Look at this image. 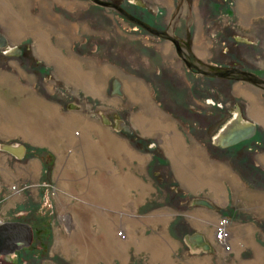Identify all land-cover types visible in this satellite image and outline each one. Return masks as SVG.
<instances>
[{
    "label": "rangeland",
    "instance_id": "rangeland-1",
    "mask_svg": "<svg viewBox=\"0 0 264 264\" xmlns=\"http://www.w3.org/2000/svg\"><path fill=\"white\" fill-rule=\"evenodd\" d=\"M29 1L28 11L25 8L21 11L26 18L39 20L32 22V27L52 23L55 29H61L64 32L63 45L58 48L65 49V55L80 59L73 52H89L95 56L80 60L84 69L96 73L94 78L102 87L93 95L83 89L75 90L73 85L67 84L71 82L60 75L56 64L40 55L37 41L31 34L13 38L0 18V32L8 39V47L26 49L23 61L22 56L17 60L19 69L26 67L30 71L31 68L40 75H37L38 82L32 81L29 85L36 99L42 96L53 99L60 93V98L65 100L60 110L39 111L37 106L34 111L0 112V142L10 147L16 144L25 147L21 153L15 151L17 155L23 153L20 158L10 153L12 151L0 150V213H4V221L25 219L34 229L28 245L6 255L0 254V264H162L151 261L148 252L138 249L135 244L127 246L128 257L125 258L120 253L105 250L110 236L102 226L106 225L112 234L117 229L119 236L124 238L126 228L122 221H129L131 217L137 220L135 229L139 234L150 235L164 230L174 240L173 261L166 264H195L188 259L197 257L205 258V264H264V87L251 81L240 80L232 84L228 77L190 73L188 66L172 55L171 43L165 45L153 32L127 20L122 12L96 4L95 0ZM104 1L117 3L123 8H135L137 13L141 9L128 0ZM138 1L146 7L148 21L157 19L168 33L186 39L188 58L204 69L217 66L219 62L235 63L264 78L263 0ZM243 1L248 4L246 10L241 7ZM55 39L51 37L53 43ZM194 50L200 54L193 53ZM129 51L137 57L130 55ZM3 68L6 67L0 69ZM102 68H111L113 73L109 70L103 73ZM7 69H11L8 64ZM41 77L44 82L49 78L51 84L42 85ZM114 78L121 82L134 79L144 83L154 109L165 117V121L161 119L162 123L174 125L188 152L204 160L207 165L206 185L185 184L176 172L161 131L145 132L141 129L137 113L144 108L124 86L122 95L112 92ZM250 93L254 94L255 100L249 98ZM69 98L74 103L68 104L65 110ZM15 102L16 98L13 104ZM236 105L241 107L243 116L233 122H230L231 118L225 120L220 137L235 138L251 123L255 124V133L222 147L210 138L211 133L204 129V125L209 129L213 118L229 116L230 111L225 113V109ZM218 106H223L222 113ZM112 109H129L134 132L127 133L130 131L124 132L117 127L118 118L124 120L120 114L118 118H110L111 122L103 118L105 110ZM199 109L213 110L214 115L203 113L199 116L194 112ZM74 131L78 136L76 139L71 135ZM66 137L71 140L66 141ZM85 144L92 147L86 149ZM120 144L126 151L130 149L138 153L141 160L135 156L131 159L117 147ZM85 153L93 161L96 158L106 165H85L82 160L87 156ZM60 155L65 159L57 167ZM68 157L82 163L77 166L82 169L80 174L76 168L65 169L66 159L70 161ZM45 163L50 166V180L42 186L38 180H47ZM128 174H133L145 188H128L135 203L125 208L118 196L126 186ZM203 198L211 206L200 203L199 199ZM100 208L107 213L104 223L100 220ZM159 210L170 213L165 221L154 226L147 221V216ZM199 212H204L203 216L199 217ZM24 214L27 217H21ZM218 224L227 226L224 231L227 242L220 239V235L215 237L217 228L221 232ZM194 233L201 234L209 247L203 248L195 239L194 243H188L186 236ZM78 245L83 256L88 252L93 256L78 258Z\"/></svg>",
    "mask_w": 264,
    "mask_h": 264
},
{
    "label": "bare ground",
    "instance_id": "bare-ground-1",
    "mask_svg": "<svg viewBox=\"0 0 264 264\" xmlns=\"http://www.w3.org/2000/svg\"><path fill=\"white\" fill-rule=\"evenodd\" d=\"M11 1L13 3L20 4L21 8H25L26 11H28V7L30 6V1L29 0H0V18L7 25L8 32L10 33V35L13 38H16V37L19 38L22 35V33H23V29L25 28L28 32H30L32 35H34L35 39L37 40V43H38L37 51L40 53L41 56L46 58L48 61L54 62L57 65V67L60 69V72L62 74H64L70 81H72V83H74V84H76V85H78L80 87L83 86L84 88H87L88 91L98 92L100 87H102V84L99 86V84H97V81L95 80L94 76L92 74H90V73H87V72H82L81 74L78 73L82 69L80 67V65L77 64L78 60L75 57H70V56L63 55L64 53H63V51L60 48H58V47L54 46L53 44H51V42H50L51 33L55 34L56 38H57V41L62 43L63 42L62 39L64 38V32L61 29H59V28L55 29L52 26L53 25L52 23L40 24V26H38V27L35 26V28H29L27 25L23 26L24 24L21 26V21L23 20L24 17L20 13L16 12V9L13 7ZM95 2L98 3V4L107 5V2H105V1H102V2H105V3H99V0H95ZM247 2L249 3V1H247ZM241 4H242V6H241L242 10H246L247 9V5H248V4H246V1H243ZM30 21L34 22V23L39 22V20L36 17H32ZM28 24L31 25L29 22H28ZM0 42H1V39H0ZM0 45L2 47L6 46L7 45V40H6V43L4 45H2V44H0ZM18 51H19V49H18ZM196 52H197L198 55L200 54L199 51H196ZM202 53H203V51H202ZM106 70H109V71H111L113 73V70L111 68H107V69L105 68V70L102 68L103 73H107ZM216 75L220 76V77H222V76L224 77L226 75V73L218 72V73H216ZM114 79H117V78H114ZM114 79L112 81L113 82L112 86L114 84ZM117 80H118L119 84L121 83V85H119L120 92H116L114 86H113V91L112 92L115 91L116 93H120L122 95L121 88L124 86V88L132 94L134 99L136 101H138V103H141L140 107L144 108V109H141L140 112L137 113L138 114L137 115V122L140 124L141 129H143L145 132L151 131L153 129H157V130L161 131L163 143L166 146V148L168 149L167 150L168 153H170L172 155L171 157L173 159V163H174L173 165H175V168L177 170L176 172H178V174L180 175L182 180L185 182V184L188 185V186H192L193 184H195L197 186L206 185L207 182H208L207 181V177H206V173H207V167L206 166L207 165H205L204 160L202 159V157L194 156L190 152H188V150L186 149V146L184 147L183 139L180 137L179 133L176 131L174 125H172L171 123H170L171 125L166 124V123L165 124L162 123L161 119L164 116L162 117L161 114L159 115L158 112L156 111V109H154L155 105L151 104L152 101L149 99L150 96L148 95V91H147L148 89L145 87L144 83H142V82H140L138 80H134V79H129V80L125 79V82H121V81H119V79H117ZM249 81L253 82L252 80H249ZM248 96H249L250 99L255 100V96H254L253 93L248 94ZM164 118H163V120H164ZM72 136H73L72 138H75V139L78 137L77 134L76 135L73 134ZM118 142H120V141H118ZM120 145L117 146V147L119 149H121L122 151H125L127 155L131 156V159H132V157L135 156L136 158L141 160V156L138 153H136V152H134V151H132L130 149H127V151H126V149H124V146L123 145L120 146ZM89 146L90 145H85L83 147L86 148V147H89ZM90 147H92V146H90ZM199 147L200 146H198L197 148H199ZM3 149L6 150L4 147H3ZM86 149H88V148H86ZM115 150H116V148H115ZM115 150H114V153H115ZM101 154H102V152H101ZM86 155L87 156H83L82 155L83 156L82 160H84L83 162H85V165H87L88 163H92V164L94 163V165L96 164L97 166H101V165L104 166L105 163H103V162H101L99 160H96V158H95V161H93L92 159H90L89 154H86ZM117 155H118V153H117ZM20 157L21 156H18V158H20ZM68 159L70 161H68L66 159L65 166H67V167H65V169H67V168H76L77 172L80 174V172H81L80 170H82V169L79 170L77 168V166L78 165L81 166L82 163L81 164L77 163V160H73L72 158H69V157H68ZM93 159H94V156H93ZM100 160H102V159H100ZM191 161H193L194 163H191ZM63 162H64V159H63V156H61L59 158V161H58L59 166L61 165V163L63 164ZM109 163H110V161H109ZM216 165H218V164L216 163ZM94 168H95V166H94ZM225 170H224V173H225ZM113 171H114V169H113ZM218 173H219V171H218ZM111 174H113V173H111ZM213 174H214V172H213ZM220 174H221V172H220ZM221 176L222 175H220V177ZM230 178L228 180H230ZM88 182H89V180H88ZM217 183H219V182H217ZM98 184H99V182H98ZM214 184H216V183H214ZM132 186H135V188H137V189H138V187L145 188V185L141 181H139L138 179H135L133 174L132 175L128 174L127 181H126V186H125V188L122 187V189L120 191L121 195L118 196V199H119L120 203H124L125 208L129 207L132 203H135L134 200L130 197V195H132V194L129 195V193H128L129 190L127 191V189L131 188ZM119 187H121V186H119ZM101 188H103V187H101ZM140 191H141V189H140ZM143 191H145V190H143ZM101 192H103V190L100 191V193ZM115 196H117V195H115ZM106 204H107V201H106ZM114 204L116 206L117 202L115 201ZM100 212L102 214V217H100V220H101L102 223H104L105 222V218L107 217L106 216L107 213L102 211L101 208H100ZM168 213H170V212L167 211V210L155 211V212H153V213H151L150 215L147 216V221L149 223L153 224L154 226H156V223H158L160 221L162 222L163 220L165 221L166 217L168 216ZM203 214H204V212H199L198 216L199 217L201 215L203 216ZM124 219H126V218L124 217ZM97 221H98V219H97ZM122 222H123V225L126 228L125 238H123L122 236H119V232L117 231V229H116V233L112 234V232L109 231V228L106 225L103 224L104 226H102V227L105 228V231L107 232V234H109L108 236H110V238L106 240V243H107L106 244L107 245L106 248L107 249H105V250L108 253H110V251H113L114 253H117V254L120 253L122 258H125L126 256L128 257V255L126 254L127 253V251H126L127 246L129 244H135L138 249L146 250L148 252V254H149L150 260L153 261V262H161L162 264H166V263H168L170 261H173V258L171 257V252H172V248L175 246L176 243L174 244V240H172V238H170V236H168L166 231H164V230L162 232L161 231H156L155 233H152L150 235H144L143 233L139 234L140 232H137V230L135 229L136 225H137V220H135V218L131 217V220L122 221ZM130 222H132V223H130ZM120 224H121V222H120ZM128 226H129L130 230L128 229ZM217 226L220 227V230H221L220 239L225 240L227 242L228 237H225V232H224V231H226V227L227 226L225 224H221V225L218 224ZM217 226L215 225V227H217ZM217 232H218V228L215 231V237L216 238H218ZM244 233H246V232H244ZM251 234H252V232H251ZM244 238H245V236H244ZM110 240H112V242ZM78 247L80 248L79 253H77V257L78 258L79 257L80 258H87V255L90 256V257L93 256V254H91L88 251L87 252L89 254L87 253L86 256H83L84 253H83L81 247L79 245H78ZM19 248H21V247H19ZM224 248H225V251H226V247H224ZM84 250H86V249L84 248ZM113 255H115V254H113ZM188 260H189V262H195V264H205V258H203V257H197L194 260L192 258H189Z\"/></svg>",
    "mask_w": 264,
    "mask_h": 264
},
{
    "label": "flooded vegetation",
    "instance_id": "flooded-vegetation-1",
    "mask_svg": "<svg viewBox=\"0 0 264 264\" xmlns=\"http://www.w3.org/2000/svg\"><path fill=\"white\" fill-rule=\"evenodd\" d=\"M101 1H104V0H101ZM128 1L130 3H134V5L139 6L141 8V9L138 10V13H137V10H135V8L134 9H128V8H125V7L123 8L122 6H120L117 3H107V5H105V6H109V7L115 8L116 10L122 12V14L127 17V20L134 22V24L139 25V27H142V28H144V29H146V30H148L150 32H153L154 34H156V36L159 38V40L162 41V43H165V45L169 46L168 43H171L173 48H174V54L172 53V55H174L176 58L182 60L188 66V69L191 71L190 73H192V74L196 73V74H201V75L204 74V75H208V76L216 75V73H218V72L226 73V75L224 77H228V78L232 79V84H234V83H236V82H238L240 80L241 81L242 80L249 81L250 79L257 80V78L259 77L256 73H254L252 71L243 70L242 68L236 66L235 63L224 64L222 62H219L217 64V66H214V65L210 64V62H208V64L212 65L213 67H208L207 69H204L202 65H198L193 60H190L188 58V51H187L188 50V48H187L188 42L186 41V39L184 40L182 38H179L178 36L175 35V33H172V34L168 33L169 32L168 29L166 27H163V26L159 25V23L157 22V19L154 22L148 21L147 20V16H148L149 13L146 12V7L140 1H138V0H128ZM96 4H98V3H96ZM142 8H144V9H142ZM0 34H2V33L0 32ZM2 35L6 38V36L4 34H2ZM52 36L55 37L54 34H51L50 40H51ZM235 37L237 38V36H235ZM6 40H7V45L6 46L2 47L0 45V57H1V59H0V67L4 66V65L7 66V64L9 65L10 63L12 64V62L17 63V60L20 58V56H22V61H23V58L26 56V54H23V53H26V52H24L26 50L25 48H23L21 46L8 47V45H9L8 39L6 38ZM51 41L53 43V40H51ZM55 41H56V39H55ZM95 44H98V42L95 43ZM18 49H19V51H18ZM60 49L63 51V53L67 54L65 49H62V48H60ZM195 50H194L193 53H196ZM73 53L76 54L75 56L79 57L80 59H82L83 57L84 58H91L93 56L89 52H82L81 54L80 53H75V52H73ZM129 53H130V55H136V57H137V54H132L131 51H129ZM27 56H29V55H27ZM67 56H69V55H67ZM94 57L95 56H93L92 58H94ZM80 59H78L80 61L79 64H82ZM162 60H163V58H162ZM8 61H10V62L8 63ZM163 62H164V60H163ZM237 63H239V62H237ZM33 64H35V63H33ZM163 65H165V64L163 63ZM166 65L168 66V68L171 67V65H168V64H166ZM204 66H206V65H204ZM176 69L178 70V68H176ZM37 72L38 71H36L35 73L38 74ZM85 72L88 73L87 70ZM260 78H262V77H260ZM262 79H264V78H262ZM112 83H111V90L113 91ZM253 83L258 85L259 87H264V83H261V82H258V81H255V82L253 81ZM120 85H121V83H120ZM63 88H68V87H66V85H63ZM262 90L264 91L263 88H262ZM218 107H219V109H218L219 112L222 113L223 109H221V107H223V106H218ZM192 108H194V107H192ZM111 111L105 110V115L106 116L105 117L103 116V118H107V119L110 120V118H117V115L120 114L124 118V121L129 125L130 132H127L122 127H121V129L124 132H127V133L134 132V126L129 121V118H130L129 117V113H130L129 109H126L124 111H121L119 109H112ZM229 111H230V115L229 116H225L224 115L222 118H215V120L213 118L212 122H209V123H211L210 126H209V129H207L206 125H204V129L211 133L210 134V138L212 140H214L215 138L218 137L217 135L220 133V129H221L222 125L224 124L225 120H228V119H230L232 117H235L237 113H240L243 116L242 109H241L240 106L236 105V106H234L233 108H231L229 110L225 109V113H228ZM194 112H198L199 116H201L203 113H206V114H210L211 113L210 115H214L213 110H209L208 112H206V111H202V109H199L198 111L194 110ZM110 122H111V120H110ZM115 125H116V122H115ZM117 125H118V123H117ZM2 144H3V142H0V146H2ZM220 146H222V145H220ZM237 151L239 152V151H241V149H238ZM8 152H10V151L8 150ZM10 153L15 154L14 152H10ZM14 156L16 158H18L17 154H15ZM22 156H23V154L21 155V157ZM45 165L47 166V172H46V175H45V176H47L46 177L47 180H43L42 182H40L42 184V186L48 180H50L49 179L50 178V166H49L48 163H45ZM10 188H11V186H10ZM214 207L216 208V206H214ZM24 216H26V215L24 214L21 217H24ZM225 219H224L223 222L226 221ZM20 220H21V218H20ZM24 221H26V220L24 219ZM33 231H34V229H33ZM22 247L23 246H21V248ZM224 247H226V246H224Z\"/></svg>",
    "mask_w": 264,
    "mask_h": 264
},
{
    "label": "crops",
    "instance_id": "crops-1",
    "mask_svg": "<svg viewBox=\"0 0 264 264\" xmlns=\"http://www.w3.org/2000/svg\"><path fill=\"white\" fill-rule=\"evenodd\" d=\"M12 5H13V7L15 9H16L15 6H17L19 8V10L16 9V12L20 13L24 17L23 20L21 21V26L24 24L23 26H26L27 25L29 28H35V26L32 27V24L33 23L30 21L31 19L26 18L27 16L24 15L23 10L21 11L22 8H21L20 4L13 3L12 2ZM28 22L31 25H29ZM26 33L31 34L30 32H28L24 28L22 35L23 34H26ZM32 37H33L34 40H36L35 37H34V35H32ZM55 37H56V35H55ZM28 40L32 41L30 38H28ZM50 42H51V44H53L56 47H59L58 45H63V42L60 43V42L57 41V39H56L55 43H52L51 40H50ZM63 55H65V53ZM65 56H67V55H65ZM69 56L70 57H74L72 55H69ZM87 59H91V58H87ZM9 62L10 61H8V63ZM79 63H80V61L78 60L77 64L80 65V67L83 68V69H81L78 73L81 74L82 72H85L87 70L88 73L93 74V76L95 77L96 73L93 70L84 69V63H82V61H81L82 64H79ZM10 66H11V69L10 70L7 69V66H2V67H6V68L0 69V112H8V111H34L35 110V107H37V106L39 107V111H49L51 108H54L53 110H60V108H62V106L64 105L63 102L65 100H62L60 98V93L59 92H58L59 94L54 95L53 99H46L44 96H42L41 99L40 98L36 99L37 97L33 93L34 90L30 89L29 85H30V83L32 81L33 82H38V78H37V75L38 74H36L34 71H31V69H30V71H28L26 69V67L25 68L24 67L23 68L21 67L22 69H19L20 66L17 63H15V62H12V64L10 63L8 65V68H10ZM90 67H92V66H90ZM60 75H62V77L64 78V80H66L68 82H71V83H67V84L68 85H70V84L73 85L75 87L74 89L77 90V91L83 89V90H86L87 92H89L92 95L94 93L95 94L98 93V92L88 91L87 88H84L83 86L80 87V86L72 83V81H70L61 72H60ZM39 76L40 75H38V77ZM41 79H42V82H41L42 85L44 84L47 87V85H50L51 84L50 82H48V79L49 78L46 79L47 82L46 81L45 82L43 81V77H41ZM64 80L62 79V81H64ZM95 80L97 81V79H95ZM97 84H98V81H97ZM61 89L62 88L60 87V90ZM15 98H16V102H15L16 106H15V104H13V100ZM71 103H74V101L71 102L70 99H69L68 102L66 103L64 109L67 110L66 109V106H68V104H71ZM151 104H153V103H151ZM257 104L258 105H262V104H259V103H257ZM72 109H75V107H72ZM73 134L76 135V132L75 131L72 132L71 135H73ZM68 138L66 137L65 139H68ZM69 139L71 140V138H69ZM69 139L66 140V141H70ZM85 145H83V146H85ZM0 150L4 151L3 146H0ZM61 156H63V159H65L64 158V155H60V157ZM69 158H72L73 160H76L74 157H69ZM58 166H59V163H58L57 167ZM38 183L41 185V183L39 182V180H38Z\"/></svg>",
    "mask_w": 264,
    "mask_h": 264
},
{
    "label": "water",
    "instance_id": "water-1",
    "mask_svg": "<svg viewBox=\"0 0 264 264\" xmlns=\"http://www.w3.org/2000/svg\"><path fill=\"white\" fill-rule=\"evenodd\" d=\"M99 3H105V2H102L99 0ZM0 39H1L0 44L4 45L6 43V39L4 36H2V34H0ZM252 81L254 82L258 81V82L264 83V79L260 77H258L257 80H252ZM119 85L120 84L118 80L114 79L113 86L116 92H120ZM236 118H242V115L240 113H237L235 117L231 118L230 122L236 121L237 120ZM118 119H119V124L117 127L118 128L122 127L124 130L130 131L129 125L123 119L121 118H118ZM227 126H224V127L227 128ZM254 133H255V124L251 123L243 130L242 134H239V136H236L235 138L223 139L220 137V134H222V131H221L217 135L218 137L214 139V141L218 142L222 146H227V145L235 144L242 139L251 137ZM2 146L6 150L12 151L14 153L17 150H18V153H21L25 149L23 144H16L13 147H10V145H7V144H2ZM22 154H19L17 156H21ZM199 201L200 203L203 202L204 204L211 206L210 202L204 198L199 199ZM32 236H33V229L29 222L24 221V220L3 221L2 223H0V254L6 255L9 253H12L15 249H18L21 246L28 245L32 240ZM186 239L188 243H194V239H195L196 242L200 243L203 248L209 247V245L204 241V238L201 234H198V233L188 234L186 236Z\"/></svg>",
    "mask_w": 264,
    "mask_h": 264
},
{
    "label": "built area",
    "instance_id": "built-area-1",
    "mask_svg": "<svg viewBox=\"0 0 264 264\" xmlns=\"http://www.w3.org/2000/svg\"><path fill=\"white\" fill-rule=\"evenodd\" d=\"M3 214H4V213H2V214L0 213V223H2V222L4 221V217H5V215H3ZM217 235H218V236H219V235L221 236V232L218 231V232H217Z\"/></svg>",
    "mask_w": 264,
    "mask_h": 264
}]
</instances>
